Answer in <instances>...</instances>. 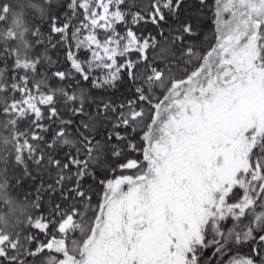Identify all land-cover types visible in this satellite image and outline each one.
<instances>
[{
	"label": "snow or ice",
	"instance_id": "snow-or-ice-1",
	"mask_svg": "<svg viewBox=\"0 0 264 264\" xmlns=\"http://www.w3.org/2000/svg\"><path fill=\"white\" fill-rule=\"evenodd\" d=\"M0 264H264V0H0Z\"/></svg>",
	"mask_w": 264,
	"mask_h": 264
}]
</instances>
